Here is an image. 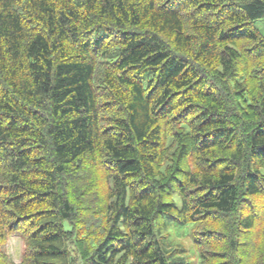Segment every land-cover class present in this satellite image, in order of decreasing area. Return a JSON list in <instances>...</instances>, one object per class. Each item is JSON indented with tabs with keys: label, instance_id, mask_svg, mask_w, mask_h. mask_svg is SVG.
<instances>
[{
	"label": "trees",
	"instance_id": "trees-1",
	"mask_svg": "<svg viewBox=\"0 0 264 264\" xmlns=\"http://www.w3.org/2000/svg\"><path fill=\"white\" fill-rule=\"evenodd\" d=\"M260 19L0 0V264H264Z\"/></svg>",
	"mask_w": 264,
	"mask_h": 264
},
{
	"label": "rangeland",
	"instance_id": "rangeland-1",
	"mask_svg": "<svg viewBox=\"0 0 264 264\" xmlns=\"http://www.w3.org/2000/svg\"><path fill=\"white\" fill-rule=\"evenodd\" d=\"M254 28L257 29L263 36H264V19H260L254 22L253 24ZM179 240V239H178ZM184 243H187L186 239H181ZM23 242L19 237H9L7 244L5 246L6 251L8 255L11 258V261L14 264H18L21 259V254L23 251ZM188 245V244H187ZM190 250L188 251V254H190ZM191 260L194 261L193 257H190Z\"/></svg>",
	"mask_w": 264,
	"mask_h": 264
}]
</instances>
